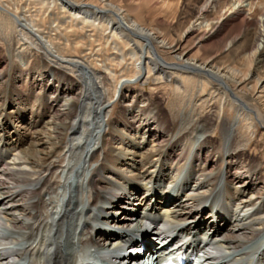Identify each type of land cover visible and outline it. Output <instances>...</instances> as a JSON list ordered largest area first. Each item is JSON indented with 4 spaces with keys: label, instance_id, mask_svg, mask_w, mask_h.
<instances>
[{
    "label": "bare ground",
    "instance_id": "1",
    "mask_svg": "<svg viewBox=\"0 0 264 264\" xmlns=\"http://www.w3.org/2000/svg\"><path fill=\"white\" fill-rule=\"evenodd\" d=\"M234 1L0 0V264H146L202 232L206 264L264 263V0Z\"/></svg>",
    "mask_w": 264,
    "mask_h": 264
},
{
    "label": "rangeland",
    "instance_id": "2",
    "mask_svg": "<svg viewBox=\"0 0 264 264\" xmlns=\"http://www.w3.org/2000/svg\"><path fill=\"white\" fill-rule=\"evenodd\" d=\"M235 3V1L233 0V2L231 3V5H233ZM249 3H250V1L249 0H247V2L246 3H244L243 5H242V7L244 8V9H246V10H248L249 9ZM241 7V5H237L236 3L233 5V8L235 9V8H238V7ZM226 10H224V12H225ZM254 11H255V7L253 8V10L251 11V14H253L254 13ZM143 13H146V15H147V11H143ZM230 14H232L231 12L229 13V15ZM250 14V15H251ZM156 15V14H155ZM156 16H158V15H156ZM258 19L259 20H261L262 18L261 17H258ZM235 34H237V33H235ZM246 40V39H245ZM8 51V50H7ZM7 51H5V52H3L1 55H0V61L3 63L4 62V58L6 57L5 55H6V52ZM260 51L261 52H264V44H262V45H260ZM3 65H5L4 63H3ZM137 88L139 89V90H143L144 92H146V95L148 96V97H150L151 99H152V101H153V103L154 104H156V105H158L159 107H160V109L163 111V112H165L166 114H168L169 112H170V107H171V104H170V102L169 101H167V99L161 94V93H159V92H155L152 88H151V86H149V85H142V84H137ZM8 95H6L5 96V98L3 99V101L0 103L1 105L2 104H4V103H6V104H8ZM233 99V98H232ZM239 103V102H238ZM120 106H121V104H118V106H117V108L114 110V114H113V112L110 114V117H117V115H118V113H120V111L122 110L121 108H120ZM228 109V108H227ZM22 109H20V107H18V106H16V105H13V106H11V105H7L6 107H5V116H7V115H15L14 113H13V111H21ZM234 113V112H233ZM235 118V119H234ZM237 117L235 116V114L233 115H231V119L232 120H235L234 122H236V119ZM24 120L23 119H17V117H14L13 119H12V121H10L8 124H7V122L6 121H4V124L6 125V129L9 131V133H11V137H10V139L12 138V139H14L15 141H16V137H15V135L13 134L14 133V131L17 129L18 131H20V132H22L23 134H25V130H23V127L24 126H27V125H25L24 124ZM24 124V125H23ZM236 128H238V126L236 127ZM27 129H29V127H27ZM254 130V131H253ZM31 131H32V128H30L29 130H28V134H32L31 133ZM219 131L217 130V134H214L213 136L215 137V136H217L218 138H220V135H219V133H218ZM254 132H255V134H254ZM27 135V134H26ZM252 135V136H251ZM249 136L252 138V137H254V140H258L259 138H260V134L258 133V134H256V131H255V129H251L250 130V133H249ZM255 147H254V145H253V143L251 142V143H249V147L247 148L246 147V149H248L247 150V154H249L250 155V157L252 158V159H254L255 161H256V163L257 162H259L260 163V161H262L261 160V154L258 152V150L257 149H254ZM260 177H261V183L260 184H264L263 183V181H264V165L262 166V173L260 174ZM192 185H193V182H192ZM183 195H179V197H182ZM120 206H122V204L120 205ZM120 207H115L114 208V215H113V213H112V217L114 218V219H116V218H120L123 214H117V211H119V210H121V209H119ZM113 211V210H112ZM116 211V212H115ZM161 212H162V209H159V211H158V214H161ZM206 217H207V215H206ZM112 218V220L109 222V223H105V222H102L101 224H102V226L103 227H105V226H108V228L111 230V231H113V232H117L118 231V229L115 227V225H116V223H115V220ZM113 224H115V225H113ZM101 226V227H102ZM147 226H149L147 223H145V227H147ZM101 227H100V229H101ZM155 229L156 228H154V229H152V227H149V231L146 233V235L144 234V235H140L139 234V236H143L142 238H146V237H151V238H154V237H152V236H148V234H149V232H154L155 231ZM135 233V232H134ZM139 233V232H138ZM133 235L131 234V236H130V238L133 240ZM149 242V241H148ZM133 243H135V242H133ZM139 251H141V250H139ZM134 252H135V250H133V249H131V251H130V253L131 254H133L134 255ZM141 253V252H140ZM107 257V256H106ZM116 257H117V254H116ZM109 259H108V261L107 262H109V264H113L114 263V261H115V255L113 254L112 255V257H108ZM144 260H146V258H144ZM125 261V260H124ZM134 261L132 258H129V260H127V262H126V264H133L132 262ZM140 260L138 259L137 260V262H139ZM121 262H117V264H120ZM141 263V262H140Z\"/></svg>",
    "mask_w": 264,
    "mask_h": 264
}]
</instances>
